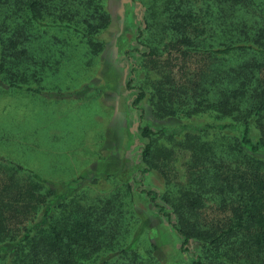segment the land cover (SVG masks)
<instances>
[{"label":"trees","instance_id":"obj_1","mask_svg":"<svg viewBox=\"0 0 264 264\" xmlns=\"http://www.w3.org/2000/svg\"><path fill=\"white\" fill-rule=\"evenodd\" d=\"M168 1L171 19L159 24L160 35L170 38L166 54L205 62L184 61L176 73L166 63L138 87L131 78L133 105L147 97L157 118L208 119L173 130L139 124L146 139L140 172H161L164 187L137 193L182 238L190 264H264V158L256 156L264 152V0ZM102 10L100 0H0V87L41 93V84L29 82L44 83L47 67L58 66L70 43L49 28L100 49L93 37L109 20ZM142 35L139 28V41ZM35 46L43 57L34 67L23 65V53ZM158 50L155 45L148 54ZM179 154L186 158L174 168ZM1 166L9 168L7 177ZM49 183L0 154V264H96L98 251L115 238L114 227L103 223L121 191L99 205L85 207L77 195L51 205ZM122 243L109 263L143 264L135 252L129 255L130 242Z\"/></svg>","mask_w":264,"mask_h":264},{"label":"rangeland","instance_id":"obj_2","mask_svg":"<svg viewBox=\"0 0 264 264\" xmlns=\"http://www.w3.org/2000/svg\"><path fill=\"white\" fill-rule=\"evenodd\" d=\"M179 1L185 2L173 0ZM100 3L109 18L94 31L93 41L100 49L87 48L86 43L69 37L63 29L49 28V32L70 43L63 49L58 66L47 67V74L41 79L44 83L29 82L33 87L41 84V93L0 87V154L49 180L53 189L51 205L77 195L76 199L89 207L121 191L113 212L103 223L111 224L116 236L110 245L98 251L100 258L96 264H108L121 255L118 246L122 242H130L127 251L129 255L132 251L138 255L135 262L190 264L191 253L181 251L182 238L137 193L142 188L164 187L161 172H140L144 167L141 152L146 139L140 136L138 126L143 123L154 129L164 126L173 130L184 122L200 125L208 118H157L147 97L139 107L133 105L137 89L128 88L127 82L135 78L131 85L138 87L145 84L142 82L146 75H155L157 68H166V63L176 73L177 66L184 61L190 67H200L205 60L196 55L182 57L174 51L166 54L170 38L160 35L159 24L171 19L168 0ZM146 21L151 27H147ZM139 28L145 31L140 41ZM155 45L159 50L150 56L148 53ZM30 51L23 53L22 64L34 67L45 52L36 46ZM256 156L264 158V152ZM185 158L184 154L176 156L173 167L180 168ZM1 170V176L7 177L9 168L1 166ZM186 246L192 251L197 245L191 241Z\"/></svg>","mask_w":264,"mask_h":264}]
</instances>
